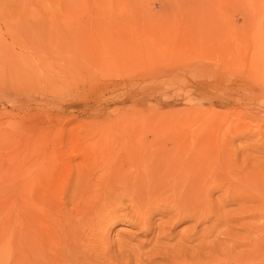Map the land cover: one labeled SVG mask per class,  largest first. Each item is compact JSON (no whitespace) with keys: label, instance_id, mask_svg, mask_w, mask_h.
Masks as SVG:
<instances>
[{"label":"rangeland","instance_id":"obj_1","mask_svg":"<svg viewBox=\"0 0 264 264\" xmlns=\"http://www.w3.org/2000/svg\"><path fill=\"white\" fill-rule=\"evenodd\" d=\"M176 145L203 157L198 215L84 206L100 167ZM25 215L81 219L56 264H264V0H0V264Z\"/></svg>","mask_w":264,"mask_h":264},{"label":"bare ground","instance_id":"obj_2","mask_svg":"<svg viewBox=\"0 0 264 264\" xmlns=\"http://www.w3.org/2000/svg\"><path fill=\"white\" fill-rule=\"evenodd\" d=\"M196 81H201V80L196 79ZM178 137H180V136H178ZM131 147L133 149L135 147V144L133 146L131 145ZM157 147H159V145ZM160 147H161V145H160ZM169 148H170V150H167V149L165 150L163 148V151H161V152L159 151L160 149L157 150L158 152H155V149H153L155 152V156L152 158L147 157L145 159V157L143 158V156H142L143 153H142L140 156L141 158H139L136 162H133V161L128 162V169H126V170H124L122 168L124 166L123 161H122L120 166H116V164H110L109 165L107 163L105 168L100 167V171L102 173L97 178H100L102 176H106V182L99 183V184L93 182L91 184V186H89L87 189H84L82 191L81 199L84 200L83 201L84 206L86 208H89L94 204V210H98L99 208H101V206H103V204L108 199H110L111 197L116 196V195L128 197L129 201L131 200L132 202L135 201L136 203L142 204V201L147 202L150 199L153 201L154 196L158 197V195H160V196L164 197V194H166L167 192H171V193H173L172 196L174 197L175 201H177L176 202V205H177L176 208L180 211L179 213H176V211H173L174 215L175 214H178V215L183 214L182 219L186 216V214H187V216L190 215L189 217H191V218H193L192 216L198 215L197 213L194 214L195 210H196V205L198 204V203L196 204L197 198H198V196H201V195H199V191L201 192V190H202V187L199 185L201 183L197 184V182H199V181H197V175L199 172L198 170H200V169H198V166H199L198 160H200L203 157L200 158V156L195 151H194L195 154L191 155L193 153L189 152L188 148L186 149L183 146H177L176 145V146H170ZM189 148L191 149V147H189ZM140 149H142V148H140ZM145 149L146 148H144L143 150L145 151ZM193 149H194V147H193ZM146 150L148 151V148ZM139 151H141V150H139ZM213 151H214V149H213ZM201 153H202V151H201ZM211 153L212 152H210V155L212 156L213 154H211ZM33 154L34 153H32V156H33ZM144 155H145V153H144ZM197 155L199 156L200 159H198ZM208 155H205V159H206V156H208ZM149 156L151 157V154ZM142 158H143V160H142ZM42 159L43 158H41L40 160L42 161ZM207 159H209V158H207ZM41 161H38V162L40 163ZM35 162H36V160L34 161V163ZM43 162H45V161H43ZM48 162H47V164H48ZM212 162L215 163V161H212ZM212 162L210 161V163H212ZM36 163H35V165H36ZM201 163H202V161H201ZM201 163H200V165H202ZM41 164H40V166H42ZM52 165H54V164H52ZM206 165H204V167H206ZM199 167L203 168L202 166H199ZM209 168H211V167H209ZM50 169H52V168H50ZM130 169H132V173H134V174L131 173ZM38 171H39V169H38ZM36 172H37V170H36ZM26 175H28V174L26 173ZM206 175L208 176L209 174L206 173ZM209 176H211V175H209ZM224 176L226 177L225 174H224ZM24 177H25V175H24ZM92 177H94V175ZM206 178H208V177H206ZM211 178H213V176H211ZM198 180H199V178H198ZM214 181H216V180H214ZM197 185L201 187L200 188L201 190H199V191L197 190V188H199V187H197ZM27 186L28 185H26V187ZM26 187L24 188L25 191H27ZM120 189H121V192H118ZM157 197H155V199ZM161 198L162 197H160V199ZM157 199H159V198H157ZM163 199L164 198H162V200ZM174 199H172L173 202H174ZM150 201H148L147 203H149ZM169 201L171 202V200H169ZM203 201L204 200L202 199L201 202H203ZM107 202H109V201H107ZM170 202H168V204ZM173 202H171L172 207H173ZM203 203H201V204H203ZM144 204H146V203H144ZM150 204H148V205H150ZM168 204L166 206H171L170 204L169 205ZM138 206H140V205H138ZM199 207L200 206H198L197 208H199ZM27 208H29V207H27ZM169 208H171V207H169ZM126 209H127V207H126ZM173 209H175V208H173ZM200 212H201V210H200ZM74 218H75L74 216L71 217V219H74ZM175 218L177 219L176 216H175ZM179 218L180 217L178 216V219ZM199 218H196V219H199ZM71 219L68 221H64L62 223L61 228H56L55 227L56 222L54 224L51 221L52 227L49 225H46V227H44L46 233L44 234L43 232H41L39 230V228H42V226H43V222H42L43 218L34 219L33 216L27 215L24 219L25 224H26V229L22 233L23 237H22V242L20 243V246H18V247L15 245L12 246V243H10L11 246L9 247L10 250H8V252H10V255H12V258H11V261L9 263L12 262V264H56L59 262L58 257H60V259H63L64 261H68L69 258H72V260L75 262L80 260L81 255H77V252H79L77 250V246H80L79 242H81V241H83V239H85V234H84V232H80V227H79L80 224L79 223H81L80 222L81 219L79 220V218H76V222H74L75 219L74 220H71ZM50 220H52V218H50ZM70 221H72L73 223ZM7 232H8V230H7ZM14 235H15V233H14ZM0 242H1V240H0ZM78 257H80V258L78 259Z\"/></svg>","mask_w":264,"mask_h":264}]
</instances>
